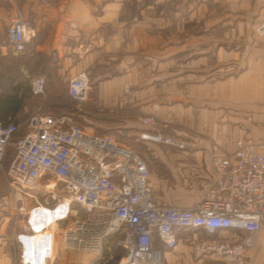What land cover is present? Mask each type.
I'll return each mask as SVG.
<instances>
[{
	"label": "built area",
	"instance_id": "1",
	"mask_svg": "<svg viewBox=\"0 0 264 264\" xmlns=\"http://www.w3.org/2000/svg\"><path fill=\"white\" fill-rule=\"evenodd\" d=\"M256 33L264 35V22ZM35 35L23 13L13 15L3 52L32 53ZM45 86V77H36L33 93L43 95ZM90 90L88 72L70 79L69 95L78 110H84ZM142 123L140 130L100 133L73 114L37 112L23 124L0 122V164L14 148L6 176L27 216L25 231L17 237L23 264H51L59 246L97 260L113 244L123 249L112 252L113 264H159L161 244L174 249L180 231L192 232L188 241L195 257L246 264L264 227V153L258 144L240 139L234 150L212 145L206 150L211 172L193 188L201 198L189 206L161 203L132 140L178 150L189 149L190 142L153 128L151 118ZM36 225L50 230L34 245L28 235Z\"/></svg>",
	"mask_w": 264,
	"mask_h": 264
},
{
	"label": "crops",
	"instance_id": "2",
	"mask_svg": "<svg viewBox=\"0 0 264 264\" xmlns=\"http://www.w3.org/2000/svg\"><path fill=\"white\" fill-rule=\"evenodd\" d=\"M168 1L173 6L170 12L165 10ZM28 6L36 28L32 53H47L55 66V74L65 83L87 71L98 82L93 98L112 104L120 101L128 81L138 84V73H146L143 85L136 87V93L126 104H136L147 114L162 116L175 111L192 116L201 110V125L205 127L204 121L216 110L207 106L206 101L217 100L221 105L217 109L237 112L239 134L259 144L264 153V37L253 35L251 30L252 25L264 22V0H55L48 5L31 0ZM204 9L208 12L206 16L202 15ZM218 9L222 11L221 17H216ZM135 15H139L138 22ZM216 24L221 25L226 39H231L232 32H238L239 38L245 37L252 46L238 52L217 47L212 53L208 44L194 57L192 53L199 49L187 47L188 40L206 39L211 43L218 29ZM137 51L145 57L136 63ZM210 54L217 60L214 65L208 64ZM231 62L238 65L237 74L214 80L198 79L200 72L210 73V77L213 71ZM112 65L120 69H116L118 74L102 79L100 72H93ZM185 86L194 99L182 107ZM217 121L211 123L212 131L217 130ZM123 127L140 130L145 125L124 119L108 132ZM153 128L159 130L157 125ZM226 142L234 147L231 150L237 146L232 141ZM190 146L188 151L196 161L192 178L197 184L211 172L206 158L208 147ZM180 177L184 175L180 173ZM225 233L232 235L231 231ZM191 234L180 231L174 249L161 244L163 258L159 264H226L195 257L188 241ZM59 249L64 250L61 246ZM0 262L7 263V259L2 258ZM246 264H264V227L258 248L248 255Z\"/></svg>",
	"mask_w": 264,
	"mask_h": 264
},
{
	"label": "rangeland",
	"instance_id": "3",
	"mask_svg": "<svg viewBox=\"0 0 264 264\" xmlns=\"http://www.w3.org/2000/svg\"><path fill=\"white\" fill-rule=\"evenodd\" d=\"M31 0H0V74L2 73L4 77H0L2 81L8 82L10 78L23 79L25 81L33 82V80L38 76L37 69H32L31 59L29 56L25 55H7L8 53L3 52V47L7 45L6 33L8 30V25L10 19L13 15L18 13H23L24 16L30 20L33 24L34 15L29 10V2ZM37 1V0H36ZM41 4H44L42 0H38ZM55 0H48V4L54 3ZM47 5V4H44ZM173 6L171 1L166 3L165 10L170 12ZM202 15L206 16L208 12L204 9L202 10ZM217 16H222L221 9H218ZM139 15H135V21H139ZM202 24V23H200ZM199 24V27L202 26ZM204 24H206L204 22ZM260 23L251 26V30L258 37L260 36L256 33V28ZM217 25V24H216ZM217 31L213 41L200 40L198 42L189 41L187 47L198 48L193 52V56L196 57L200 54L203 47H206L208 44L209 50L214 53L217 47H226L236 52L242 51L243 49L252 46V42L245 39V37L239 38L238 32L236 34H231V39H226L222 32L223 29L217 25ZM201 29V28H199ZM36 41H33V44ZM193 42V43H192ZM191 43L192 46L191 47ZM186 47V48H187ZM207 49H203L206 51ZM120 54H123L120 52ZM7 55V56H5ZM145 55L141 51H137L134 55V61L137 63L140 59H144ZM31 60V61H30ZM217 62L215 56L210 54L208 58V64L214 65ZM222 67V66H221ZM220 67V68H221ZM217 69L213 71L211 76L208 77L210 73L200 72L198 79L201 80H210L218 79L219 77L235 75L237 74L238 65L235 63H230L225 65L224 68ZM117 66L112 65V68L100 67L94 70L93 72H100L101 78L110 77V75L118 74L120 69H117ZM111 70V71H110ZM87 72V71H86ZM175 73V72H174ZM5 74V75H4ZM136 74V73H135ZM134 74V75H135ZM146 73L139 74V82L135 84L132 81H128L123 90L122 98L117 103H104L101 101H96L94 93L96 91V85L98 82L93 81L90 78L91 90L89 93L88 101L83 106L84 111L88 114V117H84L89 121L88 125H91L97 132H108L112 129L110 127L117 126L120 121L126 120H135L137 124L142 123L143 119L151 118L154 125H157L159 130H164L174 134L175 136L187 139L190 142V145H202L210 148L212 145H219L222 148L231 150L233 149L226 141H232L238 143L240 139H247L244 135L239 134V120L237 112L229 111L227 109H222L220 107V102L217 100L206 101L207 106L210 108L216 109L213 110L215 113L209 116L208 120H205V127H202L201 123V108L200 111H197L192 116L184 114V112L175 111L169 112V114H156V113H146L141 110L136 104L133 107L131 104H126V101L130 99L134 93H136V87L142 86L144 83V77ZM46 76V75H45ZM44 76V77H45ZM70 81V80H69ZM69 81L65 83L63 79H59L60 87L56 88L51 85H47L45 93L40 98L30 99L28 107L24 109L23 115H21L20 124L27 122V120L37 112L42 113H55L59 112L62 103H67L74 107H78V103L71 99L68 96L65 87L69 85ZM58 84V83H56ZM7 85V84H6ZM55 90V92H53ZM55 95V93H59ZM183 91L186 92L182 97V107L187 105L188 101L194 99L187 92V86L183 87ZM219 102V103H218ZM55 103V104H54ZM200 104H203L199 102ZM137 106V107H136ZM216 114L218 116L216 117ZM119 119V120H118ZM216 131H212L211 123L216 122ZM143 124V123H142ZM201 125V126H200ZM229 129L225 131L223 129ZM249 140V139H247ZM254 142V141H253ZM227 143V144H226ZM256 143V142H255ZM257 144V143H256ZM259 146V144H258ZM191 147V146H190ZM237 147V146H236ZM138 151L146 161L148 169L150 171V182L154 188L155 195L161 203H175L181 206L191 205L193 202L199 200V196L193 188L196 186L195 180H193V172L195 169V159L192 158V153L187 150H178L168 145H158L155 143L149 145H140L138 146ZM188 151L189 153L187 154ZM186 152V153H185ZM13 159V151H8V156L4 163L0 164V259H7V263L0 264H23L21 260V248L18 245L17 237L19 234L23 233L24 227L27 225V216L21 212L20 205L15 202L13 196L11 195V190L8 184L6 171L11 160ZM180 173L184 177H180ZM186 180V181H185ZM185 192L182 195L181 192ZM32 235H28L29 240L32 243ZM109 253H107V251ZM59 247L55 249V257L52 259L51 264H90L91 261H95L93 264H113L114 260L112 252L105 249L101 257L97 260H93L94 255L75 252V251H60Z\"/></svg>",
	"mask_w": 264,
	"mask_h": 264
},
{
	"label": "trees",
	"instance_id": "4",
	"mask_svg": "<svg viewBox=\"0 0 264 264\" xmlns=\"http://www.w3.org/2000/svg\"><path fill=\"white\" fill-rule=\"evenodd\" d=\"M35 27V26H34ZM36 29V28H35ZM6 39L8 44V36L6 33ZM35 41V39H33ZM2 53V51H0ZM7 55H14L11 53H8ZM5 55V56H7ZM25 56H29L31 61L32 69H37V75H43L46 79V86L51 85L52 83L54 87L59 89H62L60 86V82L58 76L54 72L55 66L51 63L50 56L47 53H27L22 54ZM18 56V55H14ZM5 75V74H4ZM0 77H4L3 74H0ZM55 78V79H54ZM58 83V84H56ZM7 84V85H6ZM63 89L67 92L69 95V85L65 87L63 86ZM55 92V90L53 91ZM59 93H55V95H59ZM42 95H35L32 90V82H29L28 80L25 81L23 79H17V78H10L8 82H4L0 78V122L3 124H9V123H16L20 124V117L23 115L24 109L28 107V104L30 103V99L40 98ZM55 104V103H54ZM61 109L59 112H55L54 114L62 115V114H73L77 121H79L81 124L85 125L88 124L89 121H87L84 117H88V114L84 110H78L76 107L69 105L67 103H62L59 105ZM88 122V123H87ZM162 131V130H160ZM167 134H172L167 131H162ZM100 133H109V132H100ZM174 135V134H172ZM132 142L135 145L136 150L138 151V146L140 145H149L147 142H135L132 140ZM160 145V144H159ZM13 151V156L15 154L14 148H10L9 151ZM139 152V151H138ZM140 153V152H139ZM142 156V155H141ZM112 251L114 254L122 253L123 249L118 246L117 244L112 245ZM107 251V250H106ZM107 253H109L107 251Z\"/></svg>",
	"mask_w": 264,
	"mask_h": 264
},
{
	"label": "bare ground",
	"instance_id": "5",
	"mask_svg": "<svg viewBox=\"0 0 264 264\" xmlns=\"http://www.w3.org/2000/svg\"><path fill=\"white\" fill-rule=\"evenodd\" d=\"M56 225H53V228H55ZM50 229H48L47 231L45 230H41L40 225H36V232H34V236L32 238V243L34 245H37V243L41 240V238L43 237V233L44 232H48ZM33 233L29 234L32 235ZM55 252H52L51 257L54 258L55 257ZM42 255V254H41ZM40 258V257H39Z\"/></svg>",
	"mask_w": 264,
	"mask_h": 264
}]
</instances>
